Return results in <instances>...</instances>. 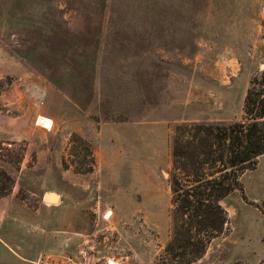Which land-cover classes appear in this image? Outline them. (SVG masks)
<instances>
[{
	"label": "rangeland",
	"instance_id": "obj_1",
	"mask_svg": "<svg viewBox=\"0 0 264 264\" xmlns=\"http://www.w3.org/2000/svg\"><path fill=\"white\" fill-rule=\"evenodd\" d=\"M263 25L264 0H0V115L24 131L0 159L70 211L68 264H158L173 130L242 118ZM240 181L194 264H264V157Z\"/></svg>",
	"mask_w": 264,
	"mask_h": 264
},
{
	"label": "trees",
	"instance_id": "obj_2",
	"mask_svg": "<svg viewBox=\"0 0 264 264\" xmlns=\"http://www.w3.org/2000/svg\"><path fill=\"white\" fill-rule=\"evenodd\" d=\"M260 157H264V69L249 81L240 120L174 128L171 233L158 264H194L204 256L228 225L224 203L241 189V177L255 170ZM13 184L0 169V198L11 193Z\"/></svg>",
	"mask_w": 264,
	"mask_h": 264
},
{
	"label": "crops",
	"instance_id": "obj_3",
	"mask_svg": "<svg viewBox=\"0 0 264 264\" xmlns=\"http://www.w3.org/2000/svg\"><path fill=\"white\" fill-rule=\"evenodd\" d=\"M23 132L19 120L0 115V142H20ZM0 167L15 179L12 192L0 198V264H68L75 232L70 211L60 216L58 199L50 203L44 196L34 206L20 199L21 171L1 159Z\"/></svg>",
	"mask_w": 264,
	"mask_h": 264
},
{
	"label": "water",
	"instance_id": "obj_4",
	"mask_svg": "<svg viewBox=\"0 0 264 264\" xmlns=\"http://www.w3.org/2000/svg\"><path fill=\"white\" fill-rule=\"evenodd\" d=\"M261 69H264V65H262ZM58 199V196L52 195V194H46L45 195V201L54 203Z\"/></svg>",
	"mask_w": 264,
	"mask_h": 264
},
{
	"label": "built area",
	"instance_id": "obj_5",
	"mask_svg": "<svg viewBox=\"0 0 264 264\" xmlns=\"http://www.w3.org/2000/svg\"><path fill=\"white\" fill-rule=\"evenodd\" d=\"M71 264H77V263H71Z\"/></svg>",
	"mask_w": 264,
	"mask_h": 264
}]
</instances>
